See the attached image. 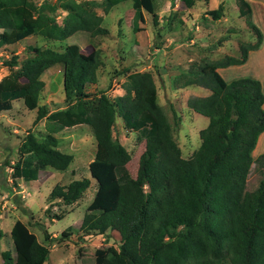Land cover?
Returning a JSON list of instances; mask_svg holds the SVG:
<instances>
[{
  "label": "trees",
  "instance_id": "obj_1",
  "mask_svg": "<svg viewBox=\"0 0 264 264\" xmlns=\"http://www.w3.org/2000/svg\"><path fill=\"white\" fill-rule=\"evenodd\" d=\"M120 1L0 0V46L32 34L63 42L60 47L28 45L33 52L20 62L17 53L4 60L9 71L0 78V111L22 98L28 109L35 110L33 121L45 117L49 127L40 136L27 130L18 146L19 158L11 165L12 177L29 181L45 166L66 169L73 154L58 148L54 132L87 124L96 140L94 159L112 165L113 176L98 183L79 230L91 234L111 228L118 232L120 243L110 246L106 255L84 259V264H264V152L255 158L261 168L257 185L253 189L246 186L254 161L252 150L264 130L262 84L252 76L226 80L217 69L245 62L249 51L259 46L261 31L247 17L257 39L242 43L239 56L204 60L180 72L183 85L196 84L209 90L206 95L187 99V105L207 116L208 123L199 130V145L184 157L158 102L151 71L127 72L129 68H124V93L113 97L86 91V85L98 78L99 50L84 51L67 39L78 31L88 32L90 37L108 35L96 7ZM235 1L239 14L249 16L248 0ZM194 2L179 0V5L190 7ZM132 6L134 31L141 28L142 9L157 25L155 0H132ZM58 8L65 11L60 21ZM218 9L210 12L219 14ZM56 63L63 70L66 106L49 111L46 104L38 102L44 86L41 74ZM117 115L126 128L145 139L135 176L126 166L130 153L114 134ZM89 184L88 177L57 183L48 197L70 203ZM68 230L69 225L61 234H69ZM10 234L14 247L1 250L0 264L44 263L48 248L24 221L16 219Z\"/></svg>",
  "mask_w": 264,
  "mask_h": 264
},
{
  "label": "rangeland",
  "instance_id": "obj_2",
  "mask_svg": "<svg viewBox=\"0 0 264 264\" xmlns=\"http://www.w3.org/2000/svg\"><path fill=\"white\" fill-rule=\"evenodd\" d=\"M128 1L96 7L97 13L102 15V25L109 29L108 35L90 37L88 32L78 31L67 39L77 42L84 51L91 48L99 50L98 78L86 85V91L92 95L104 92L113 97L124 93L122 84L128 71H151L157 86L158 102L172 125L182 155L189 157L199 145V130L208 123V117L192 110L187 99L209 90L196 84L183 85L179 74L204 60H215L225 55L239 56L242 43L257 39L255 30L246 20L250 17L261 31L259 44L263 42L262 48L249 51L251 53L243 63L219 67V72L226 80L240 76L256 77L261 81L264 93V0H248L251 6L249 16L239 14L235 0H196V4L189 8L179 3L176 5L175 0H158L162 3L157 9L160 24L154 25L152 15L143 9L139 20L141 28L137 31L132 27L133 8L131 0ZM211 9H218L219 14L211 13ZM57 13L60 21L65 11L58 8ZM62 44L61 41L32 34L21 41L0 46V78L9 71L4 60L17 53L20 62L33 52L28 45L60 47ZM127 67L129 70L123 71ZM41 78L44 86L39 93V104H46L49 111L65 107L61 64L46 68ZM34 117L35 110L28 109L22 98L14 99L10 110L0 111V228L3 230L0 251L13 250L10 229L18 218L26 222L48 248L43 264H84V259L91 257L94 260L95 255L108 254L110 246H119L116 230L109 228L104 233L91 234H82L79 230L83 213L98 183L113 176L112 165L94 159L96 140L89 125L65 126L54 132L58 137V148L73 154L66 169L45 166L40 168L37 179L27 181L15 177L12 181L11 165L19 158L18 146L27 130L37 136L49 130L45 117L37 122L33 121ZM114 134L129 151L126 166L135 176L139 156L145 149V139L137 131L126 128L118 115ZM262 150L264 134L252 154L254 161L247 175L248 189H253L261 177V168L255 158ZM82 177H88L90 184L78 199L65 203L61 198L48 197L55 184L64 185ZM68 225L70 233L62 235L61 231ZM2 260L0 256V263Z\"/></svg>",
  "mask_w": 264,
  "mask_h": 264
},
{
  "label": "crops",
  "instance_id": "obj_3",
  "mask_svg": "<svg viewBox=\"0 0 264 264\" xmlns=\"http://www.w3.org/2000/svg\"><path fill=\"white\" fill-rule=\"evenodd\" d=\"M128 1V0H127ZM163 1V0H162ZM171 1V0H170ZM131 3H132V0L130 1ZM179 3V0H175V4L177 5ZM235 3H236V1H235ZM128 4H129V1H128ZM127 4V5H128ZM196 4V0H195V2L190 6V7H192L193 5H195ZM162 5V3H160L158 0H155V12L157 13V9L158 8H160V6ZM132 8H133V6H132ZM189 8V7H188ZM239 11V10H238ZM133 12H134V8H133ZM142 13H143V9H142V11H141ZM147 13H149V12H147ZM158 15V14H157ZM132 16H133V14H132ZM158 21H160V19H159V17H158ZM158 24H160V22H158L157 23V25ZM252 42H254V41H252ZM262 46H263V42L261 43V44H259V46L258 47H256V48H252L250 51L251 52H254L255 50H260L261 48H262ZM251 52H249V53H251ZM248 57H249V54H248ZM248 57H247V59H248ZM246 59V60H247ZM226 67V66H225ZM218 70H219V67L217 68ZM24 80V79H23ZM204 94H202V95H206V94H208L209 93V91H207V92H203ZM264 105V104H263ZM12 106H13V101H12ZM12 108V107H11ZM8 110H10V109H8ZM263 134H264V130L259 134V136H258V138H257V141H256V144H255V146H254V148H253V150H252V154L255 152V149L257 148V146L259 145V143H260V140H261V137L263 136ZM262 152H264V150H262ZM261 152V153H262ZM260 154V153H259ZM258 154V155H259ZM257 155V156H258ZM39 172H40V169H39ZM39 172H38V175H39ZM12 175V174H11ZM13 178V177H12ZM22 178V177H21ZM38 178V177H37ZM36 178V179H37ZM12 181L14 182V178L12 179ZM18 219V218H17ZM16 220V219H15ZM14 220V221H15ZM23 221V220H22ZM14 223V222H13ZM26 223V222H25ZM27 224V223H26ZM13 225V224H12ZM12 227V226H11ZM8 232H9V229H8ZM11 235V234H10ZM1 252V251H0Z\"/></svg>",
  "mask_w": 264,
  "mask_h": 264
}]
</instances>
